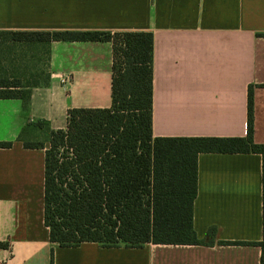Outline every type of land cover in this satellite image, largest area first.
<instances>
[{"label":"crops","instance_id":"0c3cea01","mask_svg":"<svg viewBox=\"0 0 264 264\" xmlns=\"http://www.w3.org/2000/svg\"><path fill=\"white\" fill-rule=\"evenodd\" d=\"M0 30L151 32L153 137L245 136L251 86L253 140L264 144V0H0ZM111 68L109 41H52L49 83L0 98V141L11 143L0 148V264H259V153L197 154L192 225L210 244L49 240L50 130L66 127L69 108L111 106Z\"/></svg>","mask_w":264,"mask_h":264},{"label":"trees","instance_id":"16d2710c","mask_svg":"<svg viewBox=\"0 0 264 264\" xmlns=\"http://www.w3.org/2000/svg\"><path fill=\"white\" fill-rule=\"evenodd\" d=\"M52 41H109L112 68L111 106L69 108L66 127L50 130L44 167L49 240L103 247L212 243L198 239L192 225L197 154L264 158V144L253 140L252 87L245 136L153 137L151 32L0 30L1 99H27L32 88L49 83ZM41 58L43 66L33 64ZM10 145L0 141V148ZM262 168L264 188V162ZM256 245L264 264V195L263 241Z\"/></svg>","mask_w":264,"mask_h":264},{"label":"rangeland","instance_id":"374dc122","mask_svg":"<svg viewBox=\"0 0 264 264\" xmlns=\"http://www.w3.org/2000/svg\"><path fill=\"white\" fill-rule=\"evenodd\" d=\"M30 64H31V63H28L29 66H31ZM33 64H35V65H37V66H40V65L43 66V65H44V62H43V60H42V58H41V59L37 60V62H35V63H33ZM31 67H32V66H31Z\"/></svg>","mask_w":264,"mask_h":264},{"label":"built area","instance_id":"2783aa9c","mask_svg":"<svg viewBox=\"0 0 264 264\" xmlns=\"http://www.w3.org/2000/svg\"><path fill=\"white\" fill-rule=\"evenodd\" d=\"M66 80V78H63V81Z\"/></svg>","mask_w":264,"mask_h":264}]
</instances>
